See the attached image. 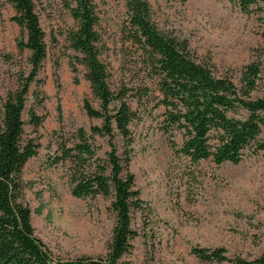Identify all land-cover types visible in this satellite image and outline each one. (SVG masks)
Returning <instances> with one entry per match:
<instances>
[{
  "label": "rangeland",
  "instance_id": "374dc122",
  "mask_svg": "<svg viewBox=\"0 0 264 264\" xmlns=\"http://www.w3.org/2000/svg\"><path fill=\"white\" fill-rule=\"evenodd\" d=\"M44 32L46 56L29 83L22 112L24 140L37 144L35 155L23 166L24 202L30 209L33 233L53 258L104 255L115 214L111 196L77 198L70 194L72 160L54 162L60 148L78 142L77 131L90 133L101 120L89 118L83 101L98 108L79 56L69 44L75 28L64 0H32ZM98 16L99 58L105 64L112 92L124 90L136 117L128 170L139 191L140 208L131 210L134 235L123 256L129 264H235L264 253V155L252 143L237 163L216 165L211 160L191 162L177 152L182 136L162 130L161 108L153 101L131 96L147 80L139 48L126 41V0H93ZM152 20L164 33L188 41L196 59L208 63L217 75L239 86L241 68L249 62L260 67L252 97H264V11L262 3L242 9L229 0H148ZM14 10L0 0V112L29 64L23 40L13 22ZM76 69V71H73ZM131 90V91H130ZM113 105H116L114 102ZM113 107V106H112ZM40 119L32 125L30 114ZM264 139V126L257 140ZM115 144L122 149L119 138ZM98 158L109 150L107 137L89 140ZM92 161H89L91 163ZM193 248L220 249L227 259L205 261Z\"/></svg>",
  "mask_w": 264,
  "mask_h": 264
},
{
  "label": "trees",
  "instance_id": "16d2710c",
  "mask_svg": "<svg viewBox=\"0 0 264 264\" xmlns=\"http://www.w3.org/2000/svg\"><path fill=\"white\" fill-rule=\"evenodd\" d=\"M7 1L14 10L12 20L23 34L18 44L20 50L28 53L29 71L6 96L0 112V264H129L123 256L129 251L134 235L130 213L141 206L134 176L128 170L132 143L129 126L136 114L125 98L127 93L124 90L115 93L109 87L106 66L99 58L96 4L93 0H64L76 24L68 34L69 44L79 54L76 60L83 66L91 95L98 102L96 108L85 99L83 109L89 118L101 122L91 125L89 134L79 128L78 142L69 148L63 145L54 162L72 160V196H111L115 222L104 255L65 260L53 258L35 237L30 209L22 194V169L35 155L37 146L31 139L24 140L22 112L29 83L46 56L44 32L32 0ZM229 1H236L242 9L261 2L264 11V0ZM125 9L126 41L139 48L147 79L131 96L137 102L147 98L153 101V108L162 109L164 132L172 129L181 132L182 141L175 150L191 162L208 159L216 165L239 162L244 149L252 143L264 155V139L257 140L264 126V97H252L259 65L254 62L244 65L237 86L230 77L217 75L208 63L198 61L185 38L160 31L152 20L148 0H126ZM30 122L36 126L40 119L31 113ZM95 135L107 137L109 150L103 159L95 157L89 143ZM117 138L121 150L115 144ZM192 252L205 261L227 259L220 249L193 248ZM228 260L235 264H264V253L251 260L241 257Z\"/></svg>",
  "mask_w": 264,
  "mask_h": 264
}]
</instances>
